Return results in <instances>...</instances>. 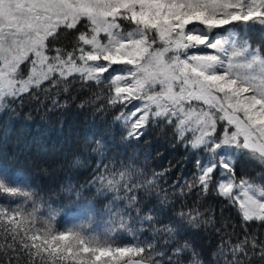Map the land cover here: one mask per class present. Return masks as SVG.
Returning <instances> with one entry per match:
<instances>
[{"label": "snow or ice", "instance_id": "snow-or-ice-1", "mask_svg": "<svg viewBox=\"0 0 264 264\" xmlns=\"http://www.w3.org/2000/svg\"><path fill=\"white\" fill-rule=\"evenodd\" d=\"M74 88L123 151L82 149L64 210L0 169V264H264V0H0V110Z\"/></svg>", "mask_w": 264, "mask_h": 264}, {"label": "trees", "instance_id": "trees-1", "mask_svg": "<svg viewBox=\"0 0 264 264\" xmlns=\"http://www.w3.org/2000/svg\"><path fill=\"white\" fill-rule=\"evenodd\" d=\"M255 38L258 43L259 34ZM73 94L79 98L75 102L70 101L67 108H52L47 103L39 106L26 99L12 109L0 110V169L32 182L45 198L54 202L53 207L62 210L64 206H70V194L62 191L61 186L67 188L69 183L83 184L90 175L88 165L95 167L92 156L100 159L101 154H93L90 149L80 155L82 149L89 144L95 148V141L105 137L103 142L108 143L112 151L109 153L108 149H103V153L111 158L116 156L117 151H123L122 147H117L119 134L112 140L113 133L103 113L95 114L90 107L83 110L76 107L90 93H77L74 88ZM168 144L167 133L161 134L157 129L141 141L136 151L140 153L141 160L145 154H150L148 163L152 169L160 171L169 162L175 164L182 155L181 149L170 148ZM78 156L80 164L75 163ZM121 158L117 156V159ZM105 163L108 161L105 160ZM242 167L251 171L247 164H242ZM71 198H74V193Z\"/></svg>", "mask_w": 264, "mask_h": 264}]
</instances>
